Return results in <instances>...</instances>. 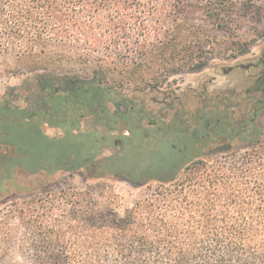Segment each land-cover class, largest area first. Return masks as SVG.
I'll return each instance as SVG.
<instances>
[{"label": "trees", "instance_id": "obj_1", "mask_svg": "<svg viewBox=\"0 0 264 264\" xmlns=\"http://www.w3.org/2000/svg\"><path fill=\"white\" fill-rule=\"evenodd\" d=\"M259 21L258 0H0V74L26 73L0 97V264H264V59L239 91L170 81ZM101 179L149 192L120 216Z\"/></svg>", "mask_w": 264, "mask_h": 264}, {"label": "rangeland", "instance_id": "obj_2", "mask_svg": "<svg viewBox=\"0 0 264 264\" xmlns=\"http://www.w3.org/2000/svg\"><path fill=\"white\" fill-rule=\"evenodd\" d=\"M260 4V21L256 24L261 31L264 32V0H258ZM255 24V23H251ZM252 36V35H250ZM260 58L264 59V35L258 39H253L249 51L244 54L237 56L235 58H230L228 60H215L217 63L209 64L203 69L186 71L171 77V87L175 89L177 93L182 92L187 88H193L200 90L206 88L208 92H214L217 90H227L234 89L239 91L250 86L254 80L262 73V68L257 67V62ZM147 71V70H146ZM141 73V76L147 77L150 72ZM26 76L23 74H0V97L5 92L7 86L18 85L20 80ZM117 76V75H116ZM261 76V75H260ZM137 80V79H136ZM140 80L138 79L137 82ZM142 86V83H138ZM153 96V95H151ZM147 96L138 95V101H146ZM160 98V96H158ZM149 106L157 110L160 104L148 103ZM262 120H264V113L262 114ZM43 130L49 135H59L60 130L44 125ZM108 151H105L107 154ZM62 176H56L52 178V183L57 184L61 180ZM17 178L24 182H31L32 180L28 176L18 175ZM76 190H85L88 182L82 179L78 172L73 173L71 180ZM91 186H98L102 184H107L108 187L112 188V196H118V204L115 206V212L118 215H123L132 206L134 200L138 197L143 196L149 192L147 186L137 188L123 180H112V179H101L98 181H90ZM152 186V185H150ZM44 195V194H43Z\"/></svg>", "mask_w": 264, "mask_h": 264}]
</instances>
